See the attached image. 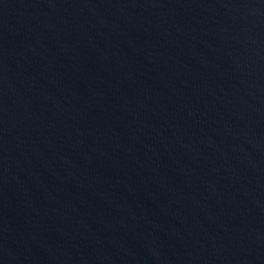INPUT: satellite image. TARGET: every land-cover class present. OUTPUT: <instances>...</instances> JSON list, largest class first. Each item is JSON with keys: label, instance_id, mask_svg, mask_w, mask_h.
I'll use <instances>...</instances> for the list:
<instances>
[{"label": "water", "instance_id": "1", "mask_svg": "<svg viewBox=\"0 0 264 264\" xmlns=\"http://www.w3.org/2000/svg\"><path fill=\"white\" fill-rule=\"evenodd\" d=\"M0 264H264V0H0Z\"/></svg>", "mask_w": 264, "mask_h": 264}]
</instances>
